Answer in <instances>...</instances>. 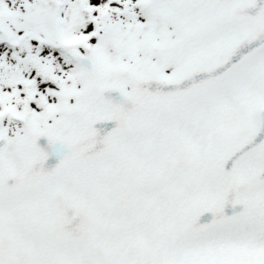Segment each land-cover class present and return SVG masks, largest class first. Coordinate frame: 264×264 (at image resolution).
<instances>
[{
  "label": "snow or ice",
  "instance_id": "6c2138e0",
  "mask_svg": "<svg viewBox=\"0 0 264 264\" xmlns=\"http://www.w3.org/2000/svg\"><path fill=\"white\" fill-rule=\"evenodd\" d=\"M0 264H264V0H0Z\"/></svg>",
  "mask_w": 264,
  "mask_h": 264
}]
</instances>
